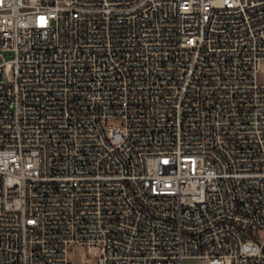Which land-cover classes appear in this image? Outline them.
<instances>
[{
  "label": "built area",
  "instance_id": "1",
  "mask_svg": "<svg viewBox=\"0 0 264 264\" xmlns=\"http://www.w3.org/2000/svg\"><path fill=\"white\" fill-rule=\"evenodd\" d=\"M262 60L264 0H0V264H264Z\"/></svg>",
  "mask_w": 264,
  "mask_h": 264
},
{
  "label": "rangeland",
  "instance_id": "2",
  "mask_svg": "<svg viewBox=\"0 0 264 264\" xmlns=\"http://www.w3.org/2000/svg\"><path fill=\"white\" fill-rule=\"evenodd\" d=\"M258 82L260 84L264 83V60L260 62V72L258 74ZM108 126L117 127L119 122L117 120L107 121ZM85 254L90 261L88 263L81 262V256ZM68 259L70 264H97V257L93 254H88L85 247L74 246L72 250L68 252ZM182 264H206L203 259H186Z\"/></svg>",
  "mask_w": 264,
  "mask_h": 264
}]
</instances>
